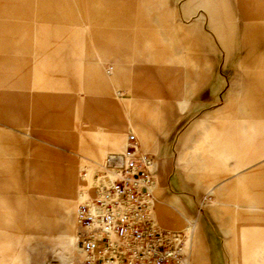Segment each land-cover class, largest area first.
Returning a JSON list of instances; mask_svg holds the SVG:
<instances>
[{
	"label": "rangeland",
	"instance_id": "rangeland-1",
	"mask_svg": "<svg viewBox=\"0 0 264 264\" xmlns=\"http://www.w3.org/2000/svg\"><path fill=\"white\" fill-rule=\"evenodd\" d=\"M210 1L0 0V264H84L77 207L92 196L96 168L126 150L97 159L84 149L121 121L123 146L135 135L154 163L158 227L191 229L162 218L173 214L161 204L172 193L203 223L202 257L192 250L187 264H264V210L256 228L245 207L264 195V174L223 173L264 142V83L260 96L251 89L264 69L237 52L264 40L247 31L259 28L251 8L264 13V0H219L217 11ZM136 110L159 154L143 146ZM74 171L79 199L67 190Z\"/></svg>",
	"mask_w": 264,
	"mask_h": 264
},
{
	"label": "built area",
	"instance_id": "built-area-1",
	"mask_svg": "<svg viewBox=\"0 0 264 264\" xmlns=\"http://www.w3.org/2000/svg\"><path fill=\"white\" fill-rule=\"evenodd\" d=\"M131 151L138 140L129 137ZM151 158H131L116 180L77 207L78 244L86 264H179L186 259L181 233H165L154 217Z\"/></svg>",
	"mask_w": 264,
	"mask_h": 264
},
{
	"label": "crops",
	"instance_id": "crops-1",
	"mask_svg": "<svg viewBox=\"0 0 264 264\" xmlns=\"http://www.w3.org/2000/svg\"><path fill=\"white\" fill-rule=\"evenodd\" d=\"M218 1L219 0L210 1V3L209 4L206 3L204 5V7L207 10H216L217 11V10H219V7H220V3ZM251 10L253 11L254 16L257 15L254 24H251V25L258 26L259 28H254V29L251 28V29H248L247 31L250 33L253 32V33H263L264 34V13L259 11L257 8H251ZM261 28H263V29H261ZM237 52L239 53V63L240 64H242L244 62L252 70L264 69V55L262 58L257 57L258 55H260V54L262 55V53H264V40L262 41V43L257 42V41L256 42L255 41L254 42L244 41L238 47ZM246 54H249V56L247 58H242ZM231 55L232 54L228 55L229 59H230ZM259 73H260L259 71H254L253 76L251 77V89H252L253 93L254 94L256 93L258 96H260V92L263 90L262 84L264 83L263 81H261L262 76ZM184 77H185V74H184ZM110 86L114 90V92L117 96L118 102H120L126 106V108H127L126 112L127 111L130 112L125 101H123L121 99L122 91L119 89L120 88L119 78H117L116 76L111 77L110 78ZM184 90H185V86L183 87V96H184V102H185ZM184 102H183V104H184ZM134 116L138 122V124L136 126H139L142 129H145L147 132V135L153 140V137L149 131V128L147 126V123H146L145 118H144L143 114L141 113V111L136 110V112L134 113ZM124 121L127 122L126 119ZM113 128L115 131L109 134L111 139H112V142H113L112 144L120 145L123 142V131H124L123 121L117 122L116 125L113 126ZM153 142H154V140H153ZM261 144L262 145L259 148H256L252 152L248 153L247 158L244 160V162L242 164L239 162L238 164L235 165L234 168H230L229 166H224V168H223L224 175H230V174L234 173L235 171H239L242 167H246L247 170L256 167V169H254L249 174L251 176H256V175L259 176V175L264 174V142H261ZM97 145L98 144L94 145V147H96ZM156 146L159 150V146L157 144H156ZM113 147L114 146L110 145L109 151L110 150L116 151V153L120 154ZM146 149L150 150L154 153V147H152L150 149H148V148H146ZM159 152H160V150H159ZM70 166H72V165H65L63 167L68 168ZM205 200L208 202V204H210L216 208L218 201L213 197L212 189L207 191V194L205 196ZM161 204L164 205L165 207H167L174 214V215L172 214L171 218L169 216H165V215L161 214L162 218L164 220L168 221V219H169V221H171V219H173L176 221L177 224L181 223L183 220L184 221L192 220V221L196 222L197 226H198V223L201 224V226L203 225V223L200 220H198L197 218L189 217L188 208H187L186 204L184 203V201L181 199V197L177 193L170 194L169 197H167V199L165 201H161ZM236 206L241 208L243 205L238 203ZM245 207H248L250 209V212L248 214L249 219L252 222H255L254 224H255V227L257 228V226H259V224H262V221L260 219L261 213L258 210H264V195L249 197L248 204L245 205ZM209 214H210V212H209ZM262 225H264V224H262ZM255 232L257 233L258 231L255 229L254 234H255ZM199 235H200V247H201L200 250L202 252V234H201L200 227H199ZM254 241H255V239H253V242L251 244V246H253V248H251L252 251H251L250 255L253 254V251L255 250V247H256V245L254 246V243H255ZM194 254L196 257H198L196 253H194Z\"/></svg>",
	"mask_w": 264,
	"mask_h": 264
},
{
	"label": "bare ground",
	"instance_id": "bare-ground-1",
	"mask_svg": "<svg viewBox=\"0 0 264 264\" xmlns=\"http://www.w3.org/2000/svg\"><path fill=\"white\" fill-rule=\"evenodd\" d=\"M183 68H182V70H183ZM126 120H127L128 125H129V130L134 132V129H133L134 124H133L132 117H131V114L129 111L126 112ZM136 127H137V133H138L143 145L148 149L154 147V154H159L160 152H159L155 142H153V140L147 135L146 130L142 129L139 126H136ZM130 136L131 135H129V137ZM94 137L98 140V143H97L98 145L96 147H94V146L87 147L84 150H87V151H90L91 153L96 154L97 159H101L105 155V153L109 151L110 145L114 146L113 148H115V150H117L118 152L122 149H126V150L122 155L117 156V157L112 156L109 158V160L106 163L101 165L99 168H96L95 176L93 178V183H92V188H91L92 196L89 199L88 198L89 196L85 195V196H87V199L83 200V203H86V202L92 200L96 196L97 191L99 189H101L102 187L110 186L117 178L116 173H117L118 167L121 165H124L127 160H129L131 158H135V157L140 158V157L146 156L141 151L139 141L135 145L136 151L135 152L131 151L132 147H131V144L129 142V137H128V143L124 146H123V143H121L120 145L112 144L113 142H112V139H111L109 134L99 133V134H96ZM153 167H154V163H152V161H151V165H150L151 172H153ZM66 184H67V190H68L69 195L73 196V197H77L79 199V195L76 194V189L80 188V184L77 181V179L75 178V171L73 172V177L70 178L66 182ZM154 217H155V214H154ZM187 221H188V224L191 227V229L190 230L185 229V230H181V231L177 232V233L182 234L185 254L187 256L186 259L179 264H187L189 257H190V253L192 252V250L194 253L197 254L198 259H201V257H202V252L200 250L201 247H200L199 228H198L197 224L195 223V221L194 222H192L191 220H187ZM80 251H81V249H80ZM81 254H82L83 259H84V264H86L85 263V256L82 253V251H81Z\"/></svg>",
	"mask_w": 264,
	"mask_h": 264
}]
</instances>
